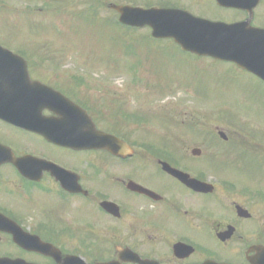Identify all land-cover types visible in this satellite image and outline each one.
Wrapping results in <instances>:
<instances>
[{
  "label": "flooded vegetation",
  "instance_id": "af4514ba",
  "mask_svg": "<svg viewBox=\"0 0 264 264\" xmlns=\"http://www.w3.org/2000/svg\"><path fill=\"white\" fill-rule=\"evenodd\" d=\"M228 1L0 0V264H264V121L238 114L228 131H190L200 146L154 143L118 73L68 66L39 31L76 6L110 24L133 6L264 30V0ZM96 131L127 146L53 141Z\"/></svg>",
  "mask_w": 264,
  "mask_h": 264
},
{
  "label": "rangeland",
  "instance_id": "374dc122",
  "mask_svg": "<svg viewBox=\"0 0 264 264\" xmlns=\"http://www.w3.org/2000/svg\"><path fill=\"white\" fill-rule=\"evenodd\" d=\"M80 10L76 6L70 16L44 19L39 31L58 39L59 52H69L68 66L118 73L121 100L130 101L131 111L151 120L153 128L145 129L155 135L154 143L158 136L173 142L181 137L178 140L185 138L187 146H200L190 131H228V120L238 114L264 121V107H255L254 99V94L264 96V88L234 65L183 53L171 41L150 39L148 29L131 31ZM132 82L138 89L127 91L126 84Z\"/></svg>",
  "mask_w": 264,
  "mask_h": 264
},
{
  "label": "water",
  "instance_id": "95a60500",
  "mask_svg": "<svg viewBox=\"0 0 264 264\" xmlns=\"http://www.w3.org/2000/svg\"><path fill=\"white\" fill-rule=\"evenodd\" d=\"M231 4L237 6V2ZM117 10L121 13V23L127 26H150L155 38L174 39L185 52L234 62L240 68L264 78V32L251 29L247 24L210 23L179 11L129 7H119ZM81 140V143H87V147H97L104 143L112 145L109 139L99 136Z\"/></svg>",
  "mask_w": 264,
  "mask_h": 264
}]
</instances>
